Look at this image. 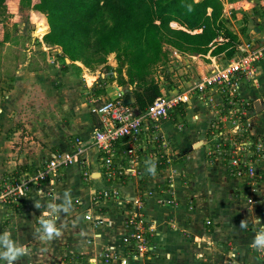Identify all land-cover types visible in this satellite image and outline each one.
<instances>
[{"label":"crops","instance_id":"crops-1","mask_svg":"<svg viewBox=\"0 0 264 264\" xmlns=\"http://www.w3.org/2000/svg\"><path fill=\"white\" fill-rule=\"evenodd\" d=\"M246 1H234L232 12L254 19L248 31H254L253 38L262 44L263 4H250L249 11L247 2L253 0ZM256 23L262 28H255ZM49 58L54 57H48V63ZM185 60L193 80L202 77L208 66L198 56L188 55ZM62 61L51 66L56 76L51 87L40 67L29 75L17 70L15 86L7 93L13 98L0 106V190L7 177L20 179L54 156L73 153L77 138L83 148L80 162L49 173L22 198L0 203V236L7 233L25 250L13 264H264V246L254 244L256 234L264 229V157L255 180L229 173L226 158L213 144L211 124L221 108L212 95L201 94L202 99L183 104L182 115L177 108L170 111L156 131L157 153L152 151L153 131L142 132L140 164L133 170L126 169V145L117 140L112 157L116 174L109 176L102 152L93 142L100 125L92 108L112 88L125 87L112 79L115 74L68 57ZM25 76L36 86L44 80L48 83L39 113L21 118L28 132L40 133V149L36 151L31 140L26 146L28 136H23L21 152L9 112L16 95L25 93L18 88ZM254 78L244 82L240 93L253 111L248 117L249 133L264 140V109L254 112V101L264 103V58ZM159 160L165 162L161 168ZM134 213L147 241L143 252L137 251L132 235ZM42 219L51 220L58 234L49 238Z\"/></svg>","mask_w":264,"mask_h":264},{"label":"trees","instance_id":"trees-1","mask_svg":"<svg viewBox=\"0 0 264 264\" xmlns=\"http://www.w3.org/2000/svg\"><path fill=\"white\" fill-rule=\"evenodd\" d=\"M5 1L0 0V7ZM33 6L47 15L44 43L61 46L62 59L94 68L93 60L104 62L106 54L115 52L118 71L127 63V78L112 79L121 86L135 83V88L125 87L124 95L138 112L162 95L160 86L147 77L160 59L162 41L188 55L204 57L212 49L211 55L229 58L237 39L221 20L220 0H36ZM171 21L184 29L170 27ZM176 108L182 115L183 105ZM158 150L155 146L152 151ZM164 163L159 160L157 167Z\"/></svg>","mask_w":264,"mask_h":264},{"label":"built area","instance_id":"built-area-1","mask_svg":"<svg viewBox=\"0 0 264 264\" xmlns=\"http://www.w3.org/2000/svg\"><path fill=\"white\" fill-rule=\"evenodd\" d=\"M239 49L241 54L224 62L211 61L201 73L202 77L196 78L192 85L182 90H169L166 94L162 92L143 112L136 111L126 103L124 88H112L107 97L92 108L100 125L93 134V142L102 152L105 172L109 176L116 174L112 157L117 140H122L126 145V169L133 170L140 164L139 142L142 132L153 131L151 141L155 147L159 141L156 131L160 123L169 117L172 109L181 104H189L192 99H202L201 94H210L212 98H217L216 106L223 105L218 119L211 124V128H214L213 140L216 149L226 158L229 173L255 180L259 172V162L264 157V140L250 134L247 129L248 117L253 111L250 104L242 99L240 88L244 82L255 80L258 64L264 58V43L253 46L247 42L241 44ZM173 53L174 60H171V56L170 62L184 65L182 55ZM185 65L189 68L188 64ZM187 73L191 74L189 71ZM160 79L163 77L160 76ZM129 88L131 89L130 86ZM75 143L78 148L73 153L54 156L43 168L20 179L6 182L0 190V203L22 198L31 187L36 190L49 173L76 160L80 162L82 141L77 138ZM117 173L123 174V171L118 170ZM86 217L90 218V215ZM136 217L135 213L131 217L132 235L137 240V251L143 252L147 241Z\"/></svg>","mask_w":264,"mask_h":264},{"label":"rangeland","instance_id":"rangeland-1","mask_svg":"<svg viewBox=\"0 0 264 264\" xmlns=\"http://www.w3.org/2000/svg\"><path fill=\"white\" fill-rule=\"evenodd\" d=\"M34 1L36 0H6L5 4L0 7V106H5L6 103L13 98V96L8 97L7 93L9 89H12V87L15 86V80L19 74L16 72L17 70L24 71L29 75L31 69L40 67L45 79H48L49 82L52 83L47 84L48 82H45L44 80L43 84L36 86L34 80H31V77L25 76L26 80L20 82L21 84L18 85L20 91L25 93L16 95L17 97L15 103L13 106L10 105L9 118H11L12 120L10 119V121L14 122L13 124H15L14 131H16L18 134L15 139L17 142L16 145L18 150L21 152V149L24 146L22 145L23 141L20 142V139L23 136H28L27 141L24 142L26 146H29L28 142L31 140V146H35L36 151L40 149L38 144L40 142V133H33L31 131L28 132V128H26L25 124L26 122L21 118L25 116L31 118L32 115L36 116L39 113V107L41 109L42 104L45 103L44 98L46 94H42H44L46 84L48 87H51L56 80V76L53 74L52 69L54 66L53 62H63V59L60 56L61 46H50L45 44L43 41L44 34L49 29L47 26V15L46 13L35 9L33 6ZM220 1L222 2L221 20L226 28L237 36V39L233 41V54L229 58H226L224 53L211 55L210 51L212 49L209 50L204 57H199L204 62V67L209 66V60L211 59L212 61L216 60L224 62L235 55L241 54L240 52L242 51H240L239 46L243 43L248 42L253 46L261 45L259 39L253 38L254 31H248V27L252 26L254 19H249L246 15L242 17L240 15L237 17L236 14L232 12V9L234 10L236 6L234 1L238 2V0ZM259 1L263 4L262 7H264L263 0H253L252 2H247L246 8L250 11V4L256 6L259 4ZM169 26L173 28L184 29L174 21H171ZM254 26L255 28H257V26L261 27V25L257 23ZM160 49V59L153 66L151 75H148L147 77L153 78L155 83L162 87L163 93L165 94L169 90H182L185 87L192 85L194 80L192 74L187 73L189 68L185 65L186 63L181 66L176 62H170L171 56L173 57L171 60H174L173 52L182 55V58L185 62L186 56H188V54L180 52L165 41H162ZM48 57H54L53 61H51L52 58H49L50 60L48 63ZM105 57L106 60H104V62H96L93 60L92 64L95 66L94 68L90 69H100L102 72H109L110 74H115L116 77H122L126 79V68L128 67L127 63H124L123 66L120 67V71H118L120 64L116 58V53L110 52L106 54ZM160 76H162L163 79H160ZM122 86H130L131 88H135L136 85L135 83H127ZM212 99H214L213 102H217L216 97ZM13 110H15L16 113H19V116H13L11 112ZM4 119L5 118H3V120ZM29 135L31 137L30 139ZM258 168L260 171V162ZM11 178L12 176H9L6 178V180L9 181Z\"/></svg>","mask_w":264,"mask_h":264},{"label":"clouds","instance_id":"clouds-1","mask_svg":"<svg viewBox=\"0 0 264 264\" xmlns=\"http://www.w3.org/2000/svg\"><path fill=\"white\" fill-rule=\"evenodd\" d=\"M40 223L44 233H46L49 238L54 233L58 234V230L51 220L42 219ZM241 226L243 227L244 225L241 224ZM254 244L257 246H264V229L256 234ZM0 245L5 246V250L0 251V264H4L5 261H7V264H13V261L25 251L23 248L16 246L14 242L8 238L7 233L0 236Z\"/></svg>","mask_w":264,"mask_h":264},{"label":"water","instance_id":"water-1","mask_svg":"<svg viewBox=\"0 0 264 264\" xmlns=\"http://www.w3.org/2000/svg\"><path fill=\"white\" fill-rule=\"evenodd\" d=\"M129 98H130L131 102L134 101L132 95H130ZM263 109H264V103H261V102H259V101H257V100L254 101V112H255V113H259V112H261Z\"/></svg>","mask_w":264,"mask_h":264}]
</instances>
